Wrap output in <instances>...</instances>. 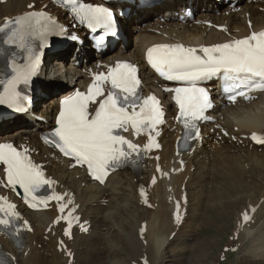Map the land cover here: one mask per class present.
<instances>
[{
  "label": "bare ground",
  "instance_id": "obj_1",
  "mask_svg": "<svg viewBox=\"0 0 264 264\" xmlns=\"http://www.w3.org/2000/svg\"><path fill=\"white\" fill-rule=\"evenodd\" d=\"M32 1H36L38 7L47 2H0V22L7 16L29 10L28 6ZM181 3L182 0H169L152 8L137 11L133 9L128 18L122 19L123 30L128 39L126 50L115 51L104 60L126 58L138 62L146 90L160 91L156 87L152 71L143 62L144 51L148 46L159 41L180 40L199 44L227 39L226 33L214 27L183 24L173 19L170 15ZM198 4L199 8L209 5L224 6L218 16L212 12H202L198 18L226 25L230 32L241 35L249 33L245 17L247 12L251 14L250 19L256 29L264 27V10H260V7L264 8V0L258 3L244 1L237 12H233L224 0L222 3L219 0H198ZM59 13L62 15V12ZM163 15L167 17L164 22L161 21ZM67 47L75 48L76 44ZM84 48L88 56L90 45L85 44ZM46 65L48 68L43 69L40 86L49 92L51 99L45 101L42 107H39L38 101L36 109L49 121L53 110L58 107L59 97L62 96L52 92L59 90L65 80L68 86L70 81L66 78L67 74L73 78L80 75V72H75L74 65L62 72L64 63L56 59L50 58ZM77 80L82 83L85 77ZM162 96L164 102H167V96L164 93ZM216 101L219 103L213 116L217 121L206 126L204 132L207 137L202 145H195L193 154L184 153L185 165H180L174 158L178 129L170 126L163 130V149L159 151V164L170 173V177L160 179L153 186L149 185V181L158 162L150 155L139 174L124 170L109 177L107 184L101 186L89 181L83 170L69 169L66 160L38 144L35 131L40 122L21 120L0 131V140L8 137L22 139L24 135H28V142L41 150L39 159L48 162V173L59 181L60 191L75 193L74 200H69L78 207L83 220L90 221L91 225L88 232H76L73 239L68 240L63 234V224H53L55 218L59 219L55 208L45 212L26 211L33 231H25L23 247H15L10 240L0 237L5 248L14 256L15 263L68 264L69 257L65 255L67 250L59 248L58 237L64 238L68 250L74 252L70 264H164L167 260L183 261L187 257L191 258L190 256L197 257L196 262L200 263L201 260L210 258L212 247L206 243L199 254L187 255L190 248L194 247L190 239L195 237L207 209L213 207L217 200L232 196L236 214L232 226L227 225L232 232L227 242V252L234 251L232 264H264V147H257L248 138H242L245 134L264 130V93L249 104L238 103L236 106L222 107V100L217 98ZM218 125L226 129L229 136H224L221 129L217 128ZM142 186L149 188L151 206H146L138 194ZM185 191L188 202L182 204L181 208L187 210L186 215L183 221L181 218L176 220L174 204L184 201ZM170 197L175 199L174 204ZM252 212V220L243 224L245 216ZM143 225L145 231L140 234ZM212 237L215 238L214 243L217 237ZM219 237L223 238V235ZM229 255L221 253V256ZM219 259L214 264H218Z\"/></svg>",
  "mask_w": 264,
  "mask_h": 264
},
{
  "label": "snow or ice",
  "instance_id": "obj_2",
  "mask_svg": "<svg viewBox=\"0 0 264 264\" xmlns=\"http://www.w3.org/2000/svg\"><path fill=\"white\" fill-rule=\"evenodd\" d=\"M65 3L73 5L75 16L89 28H103L106 32L113 29V13L109 9L99 5H77V0H65ZM55 30L56 26L51 23V18L43 12H29L14 20L5 18V22L0 25V33H5L3 43L26 50L28 63L17 65L15 60L10 61L12 75L6 81H0L4 86L0 93V104L20 110V101L27 97L22 96L18 86L29 83L40 59L27 45V40L29 37H37L45 41ZM63 31L61 28L60 32ZM99 40L103 41L104 36H100ZM147 59L164 79L188 85L167 90L175 93L180 118L184 127L195 133L194 139L199 138L196 121L207 119L204 113L211 107L208 92L197 86L199 81L222 75L225 81L232 82L224 90L232 93L228 95V99L233 102L237 95H245V91L235 92V89H264V31L199 49L179 44L158 45L148 50ZM105 82L110 83L107 95L103 88ZM139 85L136 69L127 63H118L107 76L97 75L87 93L77 91L62 101L57 127L53 132L55 139L50 141L52 146L65 157L73 159L76 165H86L89 174L101 184L105 182L109 170L121 166L138 147L121 135V130L128 131L131 128L139 135L147 129L149 143L146 147H159L151 133L162 123L163 112L154 95L146 98L139 95ZM99 97L103 98L98 99ZM93 105L94 109L91 108ZM253 139H256L255 135ZM257 142L264 143V139ZM0 163L5 166L6 186L15 189L18 185L23 189L26 202L30 198L31 201H39L46 206L47 201H60L67 195L55 192L49 196L36 195L45 185L51 187L54 181L45 177L26 151H18L8 143L0 144ZM4 199L0 197V201ZM30 206L35 207V204ZM7 208L13 211L6 213L8 218H0V225L5 227H9L12 217L17 215L14 213L15 205L8 203ZM60 210L64 211V207L61 206ZM5 211L0 203V212ZM0 264L4 262L0 260Z\"/></svg>",
  "mask_w": 264,
  "mask_h": 264
},
{
  "label": "rangeland",
  "instance_id": "obj_3",
  "mask_svg": "<svg viewBox=\"0 0 264 264\" xmlns=\"http://www.w3.org/2000/svg\"><path fill=\"white\" fill-rule=\"evenodd\" d=\"M49 99H51V96L46 100V102ZM235 206L236 204L234 203V197L232 196L223 197L222 200L221 199L217 200V203H215L213 207H210L207 209V211L205 212L204 220L200 223V226L196 230L195 237L193 239H190V241L193 242L194 247L190 248L191 250V251L189 250L190 253L187 252L186 254L187 255H191L192 253H196L195 255L199 254L202 248H204L205 244L207 243L208 246H210V248L212 247L211 248L212 254L210 255L209 259H203L199 263V261L196 262L197 257L190 256L191 258L188 259L187 257L183 261L167 260L164 264H183V262L184 264L185 263L186 264H209V263L214 264L215 260H217L218 258L221 259V257H223L221 256V252L223 253V251H225L226 249L225 246H227L229 236L232 233L231 228L228 229L227 225L230 227L233 224V219L236 214V211L234 210ZM214 235H216L217 240L213 243L215 238L212 236ZM221 235H223V238L219 237ZM227 250L225 251V253H229L230 255L228 257H225L226 259L225 261H227V263L222 262V264H232V258L234 256V251L227 252ZM220 259H219L218 264L221 263ZM191 260H193L192 263H191Z\"/></svg>",
  "mask_w": 264,
  "mask_h": 264
}]
</instances>
